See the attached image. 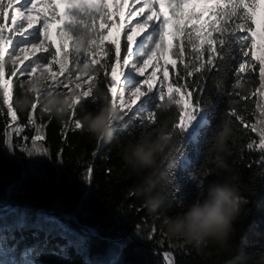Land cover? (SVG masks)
Wrapping results in <instances>:
<instances>
[{"label": "snow or ice", "instance_id": "obj_1", "mask_svg": "<svg viewBox=\"0 0 264 264\" xmlns=\"http://www.w3.org/2000/svg\"><path fill=\"white\" fill-rule=\"evenodd\" d=\"M229 58L239 60L233 88L241 86V73L258 69V87L251 93L257 97L255 121L249 124L235 110L228 114L258 137L247 148L260 152L259 162L264 163V0H0V104L8 120L4 144L12 150L17 146L13 137L26 141L24 133L31 126L36 133L31 136V148L21 146V151L29 157L48 155V149L37 143L45 139L43 125L35 118L37 106L27 114L26 123L19 122L13 106L17 85L43 70L50 88H75L92 101V85L98 88L105 84V94L120 111L121 121L128 118L141 125L154 121L153 110L143 115L133 113L134 105L149 94L157 101L165 96L173 99L180 109L175 129L187 145L185 133L210 103L193 100L194 93L203 92L207 74L220 71L221 63ZM149 68L152 72L146 75ZM170 71L176 74L171 82ZM188 78L194 79L190 83ZM74 127L79 128L76 119ZM190 163L185 157V167ZM188 179L194 181L196 177L190 174ZM175 191H180L178 183ZM183 203L179 200L177 207ZM29 227L37 243L20 249L22 234ZM73 235L68 225L54 217H41L29 226L20 215L6 225L0 202V264L66 260L67 249L77 243L70 238ZM57 236L66 243L54 244ZM164 258L166 264H174L172 253L165 252Z\"/></svg>", "mask_w": 264, "mask_h": 264}, {"label": "trees", "instance_id": "obj_2", "mask_svg": "<svg viewBox=\"0 0 264 264\" xmlns=\"http://www.w3.org/2000/svg\"><path fill=\"white\" fill-rule=\"evenodd\" d=\"M238 63V59L232 58L222 62L220 71L207 74L204 91L194 93L193 100L199 98L210 100V103L202 108L185 133L187 145L180 140L179 130L174 128L177 148L182 151L175 152L170 167L167 164L163 167L161 182L167 196L161 207L169 215L175 214L202 194L215 179L201 174L205 169L214 168L216 163L214 154L208 153L205 141L215 125L223 119L230 120L232 135L225 162L237 177L241 195L246 200L243 222L239 227L241 236L246 239L244 250L249 252L264 250V163L259 162L260 152L247 148L249 143L257 142L258 137L228 114L235 110L249 124L258 116L257 101L250 98L258 87V69L255 73H241V86L233 88L232 84L238 78L234 71ZM70 67L74 65L70 64ZM178 67L183 71L182 65ZM175 75L170 71L169 82ZM188 79L191 83L194 78ZM98 89L106 93L105 84L98 85ZM157 102L153 100L148 110L155 111ZM82 107L93 110L98 103L84 98ZM179 111L177 107L174 109V124L179 122ZM5 113L0 104V202L9 204L3 209L4 224H12L23 215L29 226L41 217H54L68 225L74 233L70 238L77 243L67 249L66 260L53 258L51 264H165L160 255L165 252L173 254L174 264H209L180 241L166 238L157 226L158 221L153 220L136 194L137 177L122 162L119 146L150 130L145 123L141 125L125 118L114 125L110 143H97L75 130L74 120L81 114L80 108L66 124L42 118L37 110L35 118L43 125L45 137L37 143L48 149V155L29 157L21 151V146L31 148V136L36 134L35 130L28 126L24 133L28 138L26 141L13 137L17 146L9 150L4 144V130L8 127ZM133 113L143 115L135 110ZM26 116V113L19 114V122L26 123ZM185 157L191 161L187 167ZM190 174L196 177L194 181L188 179ZM177 183L179 192L175 191ZM196 184L202 187L197 189ZM181 199L184 203L177 207ZM65 217L72 219L66 220ZM153 228L155 232H152ZM20 235L18 232L17 237ZM22 235L20 249L37 243L31 227ZM149 235L154 239L148 240ZM40 239H43V233ZM53 243L63 245L66 241L57 236Z\"/></svg>", "mask_w": 264, "mask_h": 264}, {"label": "clouds", "instance_id": "obj_3", "mask_svg": "<svg viewBox=\"0 0 264 264\" xmlns=\"http://www.w3.org/2000/svg\"><path fill=\"white\" fill-rule=\"evenodd\" d=\"M84 72L85 69H81ZM93 103L98 107L87 110L82 107L84 97L73 88L70 91L49 87V77L43 71L25 79L18 86L13 106L19 114H28L36 105L40 117L66 124L77 109L79 131L97 143H110L114 125L123 117L113 106L111 98L92 85ZM176 108L173 99L165 96L155 105L156 119L146 121L150 130L119 146V155L130 173L137 177L136 194L147 208L158 228L169 240L180 241L209 264H264V250L246 252V239L239 227L244 218L246 200L241 195L237 177L225 162L228 142L232 135L231 121L221 120L210 130L205 141L209 154H214L215 167L203 175L215 179L191 202L175 214L169 215L161 207L167 190L161 182L163 167H169L177 150L172 119ZM239 241V242H238Z\"/></svg>", "mask_w": 264, "mask_h": 264}, {"label": "rangeland", "instance_id": "obj_4", "mask_svg": "<svg viewBox=\"0 0 264 264\" xmlns=\"http://www.w3.org/2000/svg\"><path fill=\"white\" fill-rule=\"evenodd\" d=\"M56 37H55V32H53V36H52V40L55 41ZM169 68H171V65H169ZM152 72L151 68H149L146 72V75H150ZM137 80H141L143 78L140 77H136ZM87 87V85H85V88ZM153 91H156V86H154ZM250 98H254L257 101V97H254L252 95H250ZM153 100H157L155 95L149 94V96L147 98H144L142 102H137L136 105H134L133 110H135L136 112H140L142 114H146V112L148 111L149 105Z\"/></svg>", "mask_w": 264, "mask_h": 264}, {"label": "water", "instance_id": "obj_5", "mask_svg": "<svg viewBox=\"0 0 264 264\" xmlns=\"http://www.w3.org/2000/svg\"><path fill=\"white\" fill-rule=\"evenodd\" d=\"M8 206H9L8 203H3V209L7 208ZM84 228L85 229H91V228H88V227H84ZM160 255L163 258L164 263L166 264V261H165V258H164V253H161Z\"/></svg>", "mask_w": 264, "mask_h": 264}, {"label": "bare ground", "instance_id": "obj_6", "mask_svg": "<svg viewBox=\"0 0 264 264\" xmlns=\"http://www.w3.org/2000/svg\"><path fill=\"white\" fill-rule=\"evenodd\" d=\"M148 75V74H147Z\"/></svg>", "mask_w": 264, "mask_h": 264}]
</instances>
